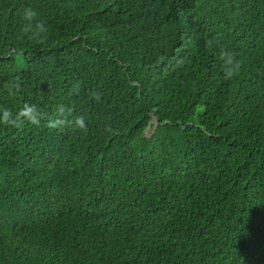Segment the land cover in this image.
Wrapping results in <instances>:
<instances>
[{
  "label": "trees",
  "instance_id": "trees-1",
  "mask_svg": "<svg viewBox=\"0 0 264 264\" xmlns=\"http://www.w3.org/2000/svg\"><path fill=\"white\" fill-rule=\"evenodd\" d=\"M25 104L39 124L0 122V264H264V0H0V118ZM108 223L136 248L87 261Z\"/></svg>",
  "mask_w": 264,
  "mask_h": 264
},
{
  "label": "clouds",
  "instance_id": "clouds-1",
  "mask_svg": "<svg viewBox=\"0 0 264 264\" xmlns=\"http://www.w3.org/2000/svg\"><path fill=\"white\" fill-rule=\"evenodd\" d=\"M94 1V0H90ZM130 14V13H129ZM36 12L32 9H26L23 12V20L26 22L25 27L23 31L27 32L29 29H32V22L34 21L36 17ZM45 31L43 22H38L35 24L34 30L32 31V36L29 37L37 38L40 36V33ZM79 36L71 37L69 39V44L75 40H77ZM42 42V41H41ZM209 46L211 45V41L208 42ZM220 60L223 61V66L225 68L224 72V78L225 79H232L235 76L239 75L241 68H242V61L237 58V53L230 52L227 50H221L220 52ZM13 87H19L18 84L12 85ZM72 92H79V84H77L73 89ZM71 94V93H70ZM68 112H71V109H68ZM65 108L63 105H60L57 107V114L58 115H64ZM27 121L30 124L37 125L40 122V112L35 104L29 106L28 104H25L15 115V117H12V113L8 109L3 110L2 118H0V122H3L5 124H12L16 125L20 121ZM62 122L52 120L49 121L46 127L55 129L58 126H60ZM72 126L75 130L84 131L86 130V121L83 116H77L72 122ZM135 177V176H134ZM139 179V178H138ZM138 179H136L138 181ZM146 182H139L142 185L143 192L150 190L151 188H159L158 182L154 180L151 176L146 175ZM41 186L47 187L45 184L41 183ZM49 188V187H47ZM130 192V189H129ZM151 195H153L155 192L149 191ZM60 198H57L53 200L52 204L48 205V210L44 212L43 216L48 219L49 221L56 220L60 217L65 216L68 214L71 210L67 211L62 208H56L55 205L57 201ZM172 202H176V200H173ZM114 222V221H113ZM117 224L116 222H114ZM120 228L122 227V224H118ZM110 223H108L106 229L104 232L98 231L94 235H92L95 239V241L98 240H110L109 241V248L108 252L104 256H97L93 260L87 259V261H121V258L124 254H126V251H130L126 248V244L136 248L134 243L125 237H123L119 232H107L109 229ZM76 238V237H75ZM96 245V244H95ZM95 247V246H94ZM93 247V248H94ZM158 248V247H157ZM113 249L112 253L110 252ZM156 249V248H152ZM134 252V251H131ZM137 253V252H136Z\"/></svg>",
  "mask_w": 264,
  "mask_h": 264
}]
</instances>
